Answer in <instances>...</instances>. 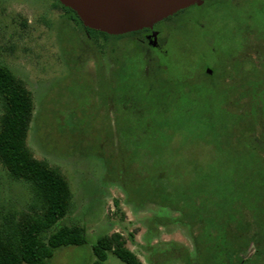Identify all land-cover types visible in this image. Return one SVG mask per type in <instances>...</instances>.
<instances>
[{"label":"rangeland","instance_id":"rangeland-1","mask_svg":"<svg viewBox=\"0 0 264 264\" xmlns=\"http://www.w3.org/2000/svg\"><path fill=\"white\" fill-rule=\"evenodd\" d=\"M207 3L168 22L170 28L163 35L166 52L159 58L167 70L158 77L143 74L158 63L156 54L135 53L122 42L100 36L91 38L65 18L56 0H0V64L24 81L34 99L28 148L36 159L62 172L69 183L70 209L60 223L79 225L87 234L86 244L58 249L47 264H93V246L100 237L115 232L123 235L143 264H203L191 207L175 194L172 202H179L182 210L161 205L158 199L159 179L151 171L157 169L158 147L143 139L133 142L130 135L119 140L120 111L109 94L120 60L121 83L153 84L157 94H181L166 101L172 128L193 130L221 118L223 90H227L232 109L248 113L237 137L254 146L264 160V90L254 87L247 101H239L248 80L264 81V0H238L232 17ZM244 25L250 33L244 52L236 57L239 74L211 84L204 72L212 75V66L218 64L212 48L224 47L228 53L241 48ZM231 33H236L234 46L226 44ZM207 68L212 71L207 73ZM252 103L256 115L250 113ZM191 142L179 161L186 165L181 172L187 173L172 187L176 190L177 181L182 182L189 201L190 186L198 177L189 163L206 165L217 157L209 147ZM29 202L28 188L13 180L0 161V216L29 211ZM232 237L237 240L234 262L256 254L255 264H264L262 233L253 228ZM105 264L124 263L109 254Z\"/></svg>","mask_w":264,"mask_h":264},{"label":"trees","instance_id":"trees-1","mask_svg":"<svg viewBox=\"0 0 264 264\" xmlns=\"http://www.w3.org/2000/svg\"><path fill=\"white\" fill-rule=\"evenodd\" d=\"M56 2L63 9L65 18L74 22L78 29L91 38L100 36L104 40H113L115 44L122 42L136 53L130 42H123L121 35H110L85 27L73 9L58 0ZM237 2L238 0H205L202 5L183 9L170 19L190 8H202L206 3L228 17L233 13L232 9ZM244 26L241 48H235L229 53L223 46L212 48L218 64L212 66V75L204 72L211 84L219 83L218 78L227 79L239 74L236 57L244 52L250 33L249 27ZM235 38L236 33H231L226 44L234 46ZM119 61L114 72L116 79L110 86L112 94H109L120 111L117 119L119 140L130 135L135 139L133 142L143 139L158 147L157 169L151 171L159 179L158 199L161 205L180 210L179 202H172V194L176 198L183 196L185 204L192 209L190 218L193 229L199 231L196 241L198 249L203 252L202 263L234 264L237 240L232 236L235 232L248 233L255 228L264 235V160L254 146L237 137L238 127L246 120L248 113L232 109V104L228 102L229 91L223 90L225 110L219 120L211 119L206 125L193 130L172 128L166 101L171 96L180 98L181 94H157L153 84L141 87L131 84L130 80L121 83L118 75L123 68ZM144 62L146 65L147 61ZM161 65L162 61L154 63L152 69L147 73L143 71V74L159 77L167 70ZM229 66L231 67L228 68ZM263 84V79L256 82L248 80L242 87L239 101H247L254 87L264 90ZM0 107V161L9 176L26 186L30 192L29 211L20 214L10 212L0 216V264H47L58 249L86 244L87 234L79 225L60 223L70 209L72 193L69 183L62 172L46 161L36 159L29 150L27 136L33 119V95L23 80L1 64ZM250 111L256 115L253 103ZM180 133L182 138L179 137ZM189 141H198L217 156L206 165L199 161L189 163L192 165V173L198 176L190 186V201L187 187L182 182L177 181L179 186L176 190L172 188L174 181L180 180L182 173H187L181 172L186 165L179 161L182 150ZM172 155L176 158L174 162ZM246 215L249 217L246 218ZM257 248L262 252L260 244H257ZM93 253V264H105L109 254L124 264H143L126 246V241L119 232L100 237L93 246Z\"/></svg>","mask_w":264,"mask_h":264},{"label":"water","instance_id":"water-1","mask_svg":"<svg viewBox=\"0 0 264 264\" xmlns=\"http://www.w3.org/2000/svg\"><path fill=\"white\" fill-rule=\"evenodd\" d=\"M73 9L85 27L111 35L152 28L156 23L205 0H58ZM212 70L206 69L207 73Z\"/></svg>","mask_w":264,"mask_h":264},{"label":"flooded vegetation","instance_id":"flooded-vegetation-1","mask_svg":"<svg viewBox=\"0 0 264 264\" xmlns=\"http://www.w3.org/2000/svg\"><path fill=\"white\" fill-rule=\"evenodd\" d=\"M174 15L170 16L173 17ZM170 17L156 23L152 28H144L138 31L129 32L121 34L123 42L128 41L131 43L132 47L136 52L144 53L146 55L156 54L157 61H160V56L165 53L163 35L166 33V28L168 22L172 19ZM170 28V27H169ZM176 28V27H175ZM174 29L171 27V30ZM111 35V34H110ZM118 36V35H117ZM124 44V43H123ZM125 46V44H124ZM126 47V46H125ZM251 258L250 260H241L240 262H234V264H248L254 259V264L256 263V258Z\"/></svg>","mask_w":264,"mask_h":264}]
</instances>
